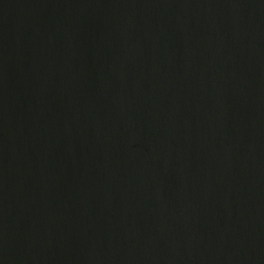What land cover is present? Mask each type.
Instances as JSON below:
<instances>
[{"label": "water", "instance_id": "1", "mask_svg": "<svg viewBox=\"0 0 264 264\" xmlns=\"http://www.w3.org/2000/svg\"><path fill=\"white\" fill-rule=\"evenodd\" d=\"M0 264H264V0H0Z\"/></svg>", "mask_w": 264, "mask_h": 264}]
</instances>
